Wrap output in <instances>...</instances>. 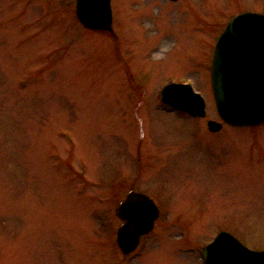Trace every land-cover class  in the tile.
Returning a JSON list of instances; mask_svg holds the SVG:
<instances>
[{
	"label": "rangeland",
	"instance_id": "obj_1",
	"mask_svg": "<svg viewBox=\"0 0 264 264\" xmlns=\"http://www.w3.org/2000/svg\"><path fill=\"white\" fill-rule=\"evenodd\" d=\"M113 4L112 34L84 29L75 0H0V264H203L221 230L264 249V125L206 127L215 39L264 0ZM171 81L205 118L161 102ZM131 187L160 215L123 255Z\"/></svg>",
	"mask_w": 264,
	"mask_h": 264
},
{
	"label": "water",
	"instance_id": "obj_2",
	"mask_svg": "<svg viewBox=\"0 0 264 264\" xmlns=\"http://www.w3.org/2000/svg\"><path fill=\"white\" fill-rule=\"evenodd\" d=\"M76 14L85 27L111 29L110 0H77ZM211 82L218 114L225 122L236 126L264 122L263 14L243 12L229 20L214 48ZM161 100L195 116L206 114L204 98L189 84L165 85ZM207 126L216 131L222 123L208 119ZM117 213L124 219L117 243L127 254L153 228L158 208L147 195L130 191ZM202 254L205 264H264V250H252L226 231L203 247Z\"/></svg>",
	"mask_w": 264,
	"mask_h": 264
}]
</instances>
